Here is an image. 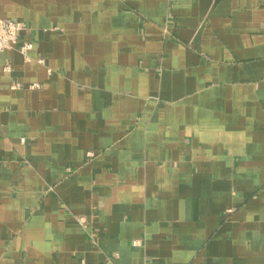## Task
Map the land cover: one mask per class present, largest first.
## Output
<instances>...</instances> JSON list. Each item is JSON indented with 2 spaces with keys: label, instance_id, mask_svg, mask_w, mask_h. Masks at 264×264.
<instances>
[{
  "label": "crops",
  "instance_id": "obj_1",
  "mask_svg": "<svg viewBox=\"0 0 264 264\" xmlns=\"http://www.w3.org/2000/svg\"><path fill=\"white\" fill-rule=\"evenodd\" d=\"M0 18V264H264V0Z\"/></svg>",
  "mask_w": 264,
  "mask_h": 264
},
{
  "label": "built area",
  "instance_id": "obj_2",
  "mask_svg": "<svg viewBox=\"0 0 264 264\" xmlns=\"http://www.w3.org/2000/svg\"><path fill=\"white\" fill-rule=\"evenodd\" d=\"M24 23L20 21L0 18V52L9 49H16L26 61H30L28 52L32 49L33 44L30 40H21V35L25 30ZM43 63L42 59L38 60ZM6 70L9 68L6 67ZM37 86V85H35ZM19 84H14L11 89H19ZM24 142V140H22ZM133 246L140 245L139 241H134Z\"/></svg>",
  "mask_w": 264,
  "mask_h": 264
}]
</instances>
